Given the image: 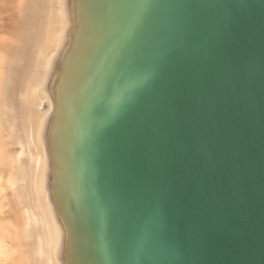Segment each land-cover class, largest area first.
Here are the masks:
<instances>
[{"label": "water", "instance_id": "95a60500", "mask_svg": "<svg viewBox=\"0 0 264 264\" xmlns=\"http://www.w3.org/2000/svg\"><path fill=\"white\" fill-rule=\"evenodd\" d=\"M86 142L107 264H264V0H135Z\"/></svg>", "mask_w": 264, "mask_h": 264}, {"label": "bare ground", "instance_id": "6f19581e", "mask_svg": "<svg viewBox=\"0 0 264 264\" xmlns=\"http://www.w3.org/2000/svg\"><path fill=\"white\" fill-rule=\"evenodd\" d=\"M0 2L13 13L8 20L35 31L54 15L72 23L63 26L65 49L60 41L48 55L39 53L38 33L24 42L0 36V126L16 139L10 147L0 135V264H107L86 142L95 102L123 61L135 0ZM33 84L42 93L29 98L25 89ZM34 142L45 150L34 153ZM8 190L24 193L15 200L2 194Z\"/></svg>", "mask_w": 264, "mask_h": 264}, {"label": "rangeland", "instance_id": "374dc122", "mask_svg": "<svg viewBox=\"0 0 264 264\" xmlns=\"http://www.w3.org/2000/svg\"><path fill=\"white\" fill-rule=\"evenodd\" d=\"M6 8L7 7H5V6H1V2H0V24H2V22L5 23L4 26L0 25V36H6V35L9 36L10 35V36H14L15 38H17L19 40H22L24 42L25 41L24 39L27 38V36H29L30 34L32 35V33L34 32V33H38L39 36H40L39 40L41 41V45L38 46V49L39 48L41 49L39 51V53H41V55L42 54L48 55L49 53H52L58 47V45L60 44V41L63 43L62 49H65V47H66L65 44H67V41H68V38H69V32H67V33L64 32L63 26L64 27H65V25L72 26V23H71V21L69 19H67V18L64 19L63 16L59 15V17H58L59 19L55 20L54 19L55 15H54L53 18L49 17L48 19L42 21L40 23V27L37 29L38 31H35L29 25L25 24L23 21H21L19 19L13 20V21L8 20L9 17L13 16V13L10 12V14L9 13L5 14L4 11L6 10ZM8 14H9V16H8ZM44 43H46V45H44ZM41 75H42L41 69H38L37 72L35 73V77H36L35 78V82L38 83L40 81L39 78L41 77ZM25 90L26 91H25L24 94L26 96L28 95V92H30L29 96H28L29 98H31V97L34 98V96L37 97V96H39L42 93L40 86H36L34 84L32 86L26 87ZM30 95H32V96H30ZM45 109L46 110L49 109L48 103L45 104ZM0 131H2V133L0 132V135H1L2 139H3V141L6 142L8 145L10 144V147H11L12 142L14 144V142L16 141V139L14 138V135L10 132V130L8 128L3 127V126H0ZM5 133H7V134H5ZM7 137H8V139H7ZM11 137H12V139H11ZM4 138H6V139H4ZM5 140H7V141H5ZM8 140H9V143H8ZM34 144H36V143L35 142L33 143V146L35 148L32 151L34 153L42 152V149L45 150V145L44 144L42 146L43 148H38ZM36 147H37L38 150L39 149L40 150L38 151L36 149ZM17 148L21 149V151L19 149H17V152L18 151L21 152V153L19 152L20 154H25V155L26 154H32V151L27 150V152H28L27 153V152H25L26 150H23V148H20V147H17ZM22 150L25 153H23ZM35 150H37V151H35ZM19 153H16V151H15L12 154L20 155ZM0 160H2L1 157H0ZM46 184H47V181L44 182V184L42 186V192L43 193L44 192L46 193V191H48V189L46 188ZM8 192L9 193H7V194H5V193H2V194L3 195H7L8 198L11 197L10 199L14 198L15 200H16V198H19V197L23 196V193H24L22 191H17V192L14 191L13 192L11 190H8ZM0 197H1V190H0Z\"/></svg>", "mask_w": 264, "mask_h": 264}]
</instances>
